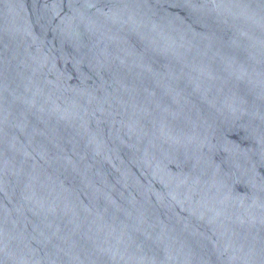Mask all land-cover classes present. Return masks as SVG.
<instances>
[{
  "label": "water",
  "instance_id": "1",
  "mask_svg": "<svg viewBox=\"0 0 264 264\" xmlns=\"http://www.w3.org/2000/svg\"><path fill=\"white\" fill-rule=\"evenodd\" d=\"M0 264H264V0H0Z\"/></svg>",
  "mask_w": 264,
  "mask_h": 264
}]
</instances>
